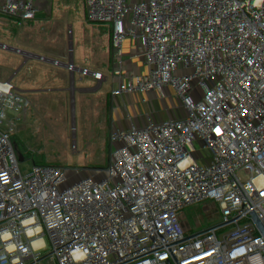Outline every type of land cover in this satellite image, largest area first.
I'll return each mask as SVG.
<instances>
[{"label": "built area", "instance_id": "2783aa9c", "mask_svg": "<svg viewBox=\"0 0 264 264\" xmlns=\"http://www.w3.org/2000/svg\"><path fill=\"white\" fill-rule=\"evenodd\" d=\"M165 35L197 82L164 72ZM18 100L71 156L70 227L131 220L144 241L69 264H264V0H0V141ZM28 165L30 190L0 192L61 215ZM87 171L107 203L85 210Z\"/></svg>", "mask_w": 264, "mask_h": 264}, {"label": "rangeland", "instance_id": "374dc122", "mask_svg": "<svg viewBox=\"0 0 264 264\" xmlns=\"http://www.w3.org/2000/svg\"><path fill=\"white\" fill-rule=\"evenodd\" d=\"M44 118L45 110L41 102L37 100L16 102L15 119L5 130L6 134L1 135L0 186L23 193L30 190L28 183L30 178L28 161L30 160L33 163L32 188L36 196H40L42 191L46 192L51 188L56 174L62 167L61 160L66 154L50 153L47 150ZM21 183L26 184L27 187L24 190L16 189ZM9 196L0 192V205L11 204ZM13 199L15 200V197ZM27 209L28 225L24 224V227L20 229L1 230L0 264H68L69 255L67 249L62 246L64 245L62 241L56 244L55 240L51 243V237L43 235L36 222L42 216L41 214L46 215V209L42 213L39 212L37 205L34 206L33 211L30 206ZM6 213L8 212L0 211V219L4 222L7 221L3 216L7 215ZM31 216L34 218L33 222L30 221ZM42 217L52 219L54 215ZM64 221L66 220L54 226L63 224ZM7 224L0 222V226H7Z\"/></svg>", "mask_w": 264, "mask_h": 264}, {"label": "crops", "instance_id": "0c3cea01", "mask_svg": "<svg viewBox=\"0 0 264 264\" xmlns=\"http://www.w3.org/2000/svg\"><path fill=\"white\" fill-rule=\"evenodd\" d=\"M65 160L67 162H65ZM60 170L54 178V182L49 189L45 192L42 191L39 198H48L52 201L59 202L63 205L64 210L61 215H58L52 209L43 208L39 204L37 208L40 213L46 209V215H54L52 219H48L41 214L36 222L41 229V233L45 236L51 237V243L56 244L62 241V245L67 249L68 264L71 260H88L91 257H103L105 255V246L111 244L116 252H123L128 249H141L144 247V241L142 240L138 231L134 228V224L131 220H126V230H120L115 222H109L105 224H89L83 227L72 229L70 222L77 216V210L73 207V189L71 178V156L66 155L61 160ZM33 178V176H32ZM27 187L26 184L21 183L16 189L24 190ZM84 188L85 199L83 202V209H91L98 206L106 205L107 199L104 196L103 190L100 187L99 176L87 171L84 175ZM34 192V190H33ZM35 194V192H34ZM36 195V194H35ZM11 204L7 203L0 205V211H7V215H3L7 219L5 221L7 226H0V231L4 228L7 229H20L25 225H28V206L30 204L24 199H16L13 196H9ZM8 200V199H7ZM33 211V208L30 206ZM64 221L63 224L54 226L55 224ZM30 221H34L31 216ZM3 222V219H0ZM15 222L16 224H12ZM159 222L156 221V225ZM48 229V231H46ZM102 230H106L103 233ZM51 231V232H50ZM2 234V231L0 232Z\"/></svg>", "mask_w": 264, "mask_h": 264}, {"label": "trees", "instance_id": "16d2710c", "mask_svg": "<svg viewBox=\"0 0 264 264\" xmlns=\"http://www.w3.org/2000/svg\"><path fill=\"white\" fill-rule=\"evenodd\" d=\"M171 38L165 35L161 38L160 57L165 60L163 70L169 77L181 84L197 82L205 73L202 59L198 52L189 47L184 54L173 53Z\"/></svg>", "mask_w": 264, "mask_h": 264}]
</instances>
